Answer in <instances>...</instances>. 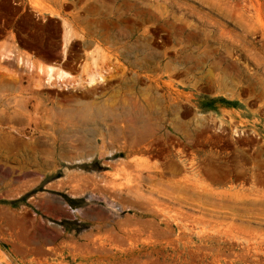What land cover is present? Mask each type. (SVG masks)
I'll return each instance as SVG.
<instances>
[{"label":"rangeland","instance_id":"1","mask_svg":"<svg viewBox=\"0 0 264 264\" xmlns=\"http://www.w3.org/2000/svg\"><path fill=\"white\" fill-rule=\"evenodd\" d=\"M13 1L0 264H264V0H92L106 51L61 47L58 19L28 48L42 4ZM82 57L83 76L58 77Z\"/></svg>","mask_w":264,"mask_h":264},{"label":"crops","instance_id":"2","mask_svg":"<svg viewBox=\"0 0 264 264\" xmlns=\"http://www.w3.org/2000/svg\"><path fill=\"white\" fill-rule=\"evenodd\" d=\"M24 2L25 0L13 1L15 5L22 4V6ZM39 2L42 4V6L39 8L30 6V15L28 16L33 17V19L37 21L38 27L36 29L30 28V30H28L30 34V37L28 35L27 41V43L29 44L28 48L38 49L41 47L40 44L44 43L46 39L50 40L52 34L50 30V19H58L61 29L58 28L56 31H54V33L59 40L61 47L64 45L63 43L67 39H70L69 43H72L74 40H80L81 42H84V44L82 45H85V42H87V40H89L91 37V39H93V43L90 46L91 50H107V41L110 38L107 35V30H93V32H91L90 30V19L101 15L99 14L98 5L93 4L92 0H39ZM46 9H52L53 12L49 13V11ZM22 11L23 8H19L14 18H22ZM79 19H81V21H79ZM75 24L82 27V32H80L81 30L76 31L77 33L75 32ZM69 33L72 34L71 37H68ZM73 35L76 36L73 37ZM96 43H98L99 45ZM101 56V54H98V57L95 58L96 64L101 67H108L110 65L108 57L103 60L101 59ZM84 61L85 59L84 57H82L80 63L76 62L74 65H72L71 63L67 64L66 69L68 70L65 71L68 72L75 70L76 75L83 76L84 68L86 66ZM91 64L92 63L89 62V64L87 65L91 66ZM13 264H30V252L14 254Z\"/></svg>","mask_w":264,"mask_h":264},{"label":"bare ground","instance_id":"3","mask_svg":"<svg viewBox=\"0 0 264 264\" xmlns=\"http://www.w3.org/2000/svg\"><path fill=\"white\" fill-rule=\"evenodd\" d=\"M33 65V64H32ZM53 67L52 66H48V69L49 70H52L53 71V69H52ZM43 69V68H42ZM57 69V68H56ZM51 72V71H50ZM58 73H59V71H58ZM69 75V72H67V71H65V70H62L61 71V73L58 75V77L59 78H62V77H64V76H68ZM51 76V75H50Z\"/></svg>","mask_w":264,"mask_h":264}]
</instances>
